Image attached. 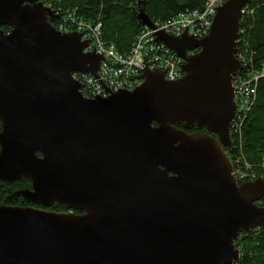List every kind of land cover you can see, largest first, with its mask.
Wrapping results in <instances>:
<instances>
[{"label":"water","instance_id":"water-1","mask_svg":"<svg viewBox=\"0 0 264 264\" xmlns=\"http://www.w3.org/2000/svg\"><path fill=\"white\" fill-rule=\"evenodd\" d=\"M250 1L225 2L202 40L156 35L185 61L182 79L147 69L140 88L88 100L73 74L98 77L104 57L58 32L40 0H0V181H31L11 200L82 213L1 206L0 264L239 260L241 234L264 229V179L240 185L228 155Z\"/></svg>","mask_w":264,"mask_h":264},{"label":"built area","instance_id":"built-area-1","mask_svg":"<svg viewBox=\"0 0 264 264\" xmlns=\"http://www.w3.org/2000/svg\"><path fill=\"white\" fill-rule=\"evenodd\" d=\"M43 4L53 10L58 16L53 22L60 33H79L82 41H88L86 54L95 53L104 57L98 69V77L86 73H74L73 78L81 85V94L85 99H107L120 91H134L144 84L141 79L144 72L158 70L166 72V80L175 82L183 78L182 66L185 61L180 59L163 43H156V35L163 33L176 39L185 36L202 40L212 31L214 19L219 8L227 0H206L202 11L187 10L167 21H154L153 28L143 26L136 37L131 50L120 53L114 46H108L103 36V23L98 19L94 22L84 20L79 16L77 9L62 7V0H41ZM254 10L247 5L243 11L240 30L237 39L236 58L242 64V70L233 77L232 86L235 94L236 114L231 124V137L233 140L234 176L239 183L254 181L259 178L253 165L240 156L239 142L243 135L246 119L249 117L257 102L259 81L264 79V67H254V54L249 51L244 38V27L248 16ZM264 166V164H263ZM264 168V167H262ZM262 178H264L262 176ZM261 228H258L259 230ZM239 261L234 264H238Z\"/></svg>","mask_w":264,"mask_h":264},{"label":"trees","instance_id":"trees-1","mask_svg":"<svg viewBox=\"0 0 264 264\" xmlns=\"http://www.w3.org/2000/svg\"><path fill=\"white\" fill-rule=\"evenodd\" d=\"M206 0H62V7L77 9L79 16L89 22L100 20L103 23V36L108 46H114L120 53L131 50L143 26L138 20V12L144 10L152 21H167L187 10L202 11ZM254 13L247 17L244 25L249 51L254 54L256 69L264 67V0H252L248 4ZM3 30L10 32L9 27ZM184 129L182 125H176ZM190 134L192 130L184 129ZM240 156L252 164L259 177H264V79L259 81L257 102L246 119L241 141H238ZM41 155V154H39ZM32 188L29 179L18 182L0 181V206L10 204L11 194ZM264 208V200L258 204ZM53 211L70 210L55 205ZM237 247L242 250L238 264H264V230L243 234Z\"/></svg>","mask_w":264,"mask_h":264},{"label":"flooded vegetation","instance_id":"flooded-vegetation-1","mask_svg":"<svg viewBox=\"0 0 264 264\" xmlns=\"http://www.w3.org/2000/svg\"><path fill=\"white\" fill-rule=\"evenodd\" d=\"M195 53V52H194ZM190 130V129H189ZM191 130H192V132H190V134H192V133H208L206 130H199V129H197V128H191ZM2 131H3V126H2V124L0 125V134L2 133ZM211 136H214V137H216L215 135H213V134H210ZM1 146H0V152H1ZM228 154H229V156H230V152L228 151ZM8 183V182H7ZM14 183V182H13ZM27 189H29V190H32V188H27ZM27 189H25V190H27ZM19 191H24V190H19ZM19 191H17V192H19ZM17 192H15V193H17ZM15 193H13V194H11V195H14ZM10 200V204H4V205H2V206H12V207H32V208H36V209H44V210H50V209H45V208H43L42 206H40V205H37V204H34V203H31V202H28V201H24V199L22 198V197H20V198H15V199H13V200H11V199H9ZM1 207V206H0ZM56 212V211H55ZM58 213H66V214H74V215H81L82 213L81 212H78V211H75V210H64V209H62V210H60V211H57Z\"/></svg>","mask_w":264,"mask_h":264},{"label":"rangeland","instance_id":"rangeland-1","mask_svg":"<svg viewBox=\"0 0 264 264\" xmlns=\"http://www.w3.org/2000/svg\"><path fill=\"white\" fill-rule=\"evenodd\" d=\"M152 21V20H151ZM154 21H152V23H153ZM151 28V27H150ZM244 157V156H243ZM246 160V159H245ZM250 164V163H249ZM252 165V164H251ZM254 167V166H253ZM256 180H254V181H250V182H245V183H242V184H246V183H252V182H255ZM20 192V191H19ZM56 205H59V204H56ZM55 206V205H54ZM61 206H63V205H61ZM53 207V206H52ZM52 207H49V208H45V207H43V208H45V209H50V208H52ZM69 209V208H68ZM71 210V209H70ZM48 211H52V212H55V211H53V210H48ZM58 213V212H57Z\"/></svg>","mask_w":264,"mask_h":264},{"label":"bare ground","instance_id":"bare-ground-1","mask_svg":"<svg viewBox=\"0 0 264 264\" xmlns=\"http://www.w3.org/2000/svg\"><path fill=\"white\" fill-rule=\"evenodd\" d=\"M31 188V187H30Z\"/></svg>","mask_w":264,"mask_h":264}]
</instances>
